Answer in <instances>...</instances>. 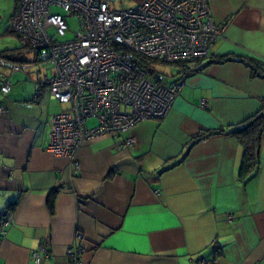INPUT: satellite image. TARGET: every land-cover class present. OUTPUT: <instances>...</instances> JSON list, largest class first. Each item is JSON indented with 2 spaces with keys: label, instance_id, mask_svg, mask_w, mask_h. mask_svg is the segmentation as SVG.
<instances>
[{
  "label": "crops",
  "instance_id": "obj_1",
  "mask_svg": "<svg viewBox=\"0 0 264 264\" xmlns=\"http://www.w3.org/2000/svg\"><path fill=\"white\" fill-rule=\"evenodd\" d=\"M122 1L118 9L144 0ZM208 3L216 23H227L212 50L218 62L184 79L164 117L85 139L78 170L46 149L51 116L65 108L39 82L52 66L8 22L2 35L15 42L0 48V84L5 76L10 85L0 92V264H34L43 242L39 264H66L77 233L87 242L82 264H196L216 252V264H264V135L257 170L241 179L243 145L232 132L264 110V77L247 64H264V0ZM128 137L135 142L119 147Z\"/></svg>",
  "mask_w": 264,
  "mask_h": 264
},
{
  "label": "built area",
  "instance_id": "obj_2",
  "mask_svg": "<svg viewBox=\"0 0 264 264\" xmlns=\"http://www.w3.org/2000/svg\"><path fill=\"white\" fill-rule=\"evenodd\" d=\"M70 17L76 18L77 30L71 40H60L69 31ZM9 22L38 51L39 60L52 66L39 82L66 106L51 116L46 149L70 159L74 170L80 168L76 153L85 139L118 136L143 119L164 117L184 79L218 62L212 50L227 24L216 23L208 0H144L125 9L112 8L107 0H16ZM135 58L173 64L176 72L152 77ZM1 79L0 92L6 93L9 81ZM200 104L207 106L206 99ZM4 110L0 105V114ZM134 142L128 137L119 147ZM6 225L1 217L0 237ZM75 239L66 264H82L87 242L80 233ZM218 255L196 264H216ZM47 256L44 242L32 251L34 264Z\"/></svg>",
  "mask_w": 264,
  "mask_h": 264
},
{
  "label": "trees",
  "instance_id": "obj_3",
  "mask_svg": "<svg viewBox=\"0 0 264 264\" xmlns=\"http://www.w3.org/2000/svg\"><path fill=\"white\" fill-rule=\"evenodd\" d=\"M137 60L149 71L152 77L158 78L157 72L150 67L149 60L143 58H138ZM247 64L251 66L253 75L264 77V72H259V69L264 71V64L252 58L247 59ZM261 110L262 108L259 113L232 131L243 145V156L238 170V175L241 179L255 173L260 162L261 140L262 135H264V110ZM202 135L204 136L205 134Z\"/></svg>",
  "mask_w": 264,
  "mask_h": 264
},
{
  "label": "rangeland",
  "instance_id": "obj_4",
  "mask_svg": "<svg viewBox=\"0 0 264 264\" xmlns=\"http://www.w3.org/2000/svg\"><path fill=\"white\" fill-rule=\"evenodd\" d=\"M111 4L113 7H116V8L118 7L120 8L122 4L126 7L128 5L127 1H124V2L122 1V3L120 4L119 0H115L111 2ZM13 6H14V0H0V17H1V20H0V48L1 49L4 48L5 46H12L13 43L15 42L14 40L15 38L11 37L10 35L8 34L2 35L3 30L6 29L9 24L8 23L9 17L12 13ZM52 10L57 11L61 13L62 15H64V13L58 9L52 8ZM67 22L69 24V31L66 33L65 36L60 38V40H64V41L71 40L73 38V33L77 30L78 25H77L76 18L70 17L67 19ZM11 38L13 39L11 40ZM149 62H150V67L154 69L161 76L166 75L168 77H171V75L176 72V66L173 64L164 63V62H153V61H149ZM89 123H92V120H89L88 124Z\"/></svg>",
  "mask_w": 264,
  "mask_h": 264
},
{
  "label": "water",
  "instance_id": "obj_5",
  "mask_svg": "<svg viewBox=\"0 0 264 264\" xmlns=\"http://www.w3.org/2000/svg\"><path fill=\"white\" fill-rule=\"evenodd\" d=\"M109 1H112V2H113V1H115V0H109ZM208 64H209V63H208Z\"/></svg>",
  "mask_w": 264,
  "mask_h": 264
}]
</instances>
